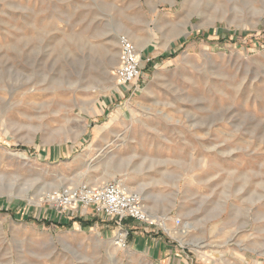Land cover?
<instances>
[{
  "label": "rangeland",
  "instance_id": "rangeland-1",
  "mask_svg": "<svg viewBox=\"0 0 264 264\" xmlns=\"http://www.w3.org/2000/svg\"><path fill=\"white\" fill-rule=\"evenodd\" d=\"M121 36L143 43L135 94ZM110 182L155 217L122 221L126 248L97 204L44 202ZM150 235L264 264V0H0V264H165Z\"/></svg>",
  "mask_w": 264,
  "mask_h": 264
},
{
  "label": "built area",
  "instance_id": "built-area-1",
  "mask_svg": "<svg viewBox=\"0 0 264 264\" xmlns=\"http://www.w3.org/2000/svg\"><path fill=\"white\" fill-rule=\"evenodd\" d=\"M119 66L115 69V78L120 86H133L136 84L135 94L139 86L141 77L139 55L132 54L133 46L125 36L119 38ZM44 202L52 204L59 213H66L74 207L80 205L97 204L96 214H104L108 218H117L118 235L116 237L118 245L123 248L127 246L129 232L121 226L124 219H132L139 223L150 224V217L145 211L144 202L140 195L129 192L118 182H110L103 186L91 187L82 186L78 189L62 190L60 193L49 194ZM152 225V224H150Z\"/></svg>",
  "mask_w": 264,
  "mask_h": 264
},
{
  "label": "crops",
  "instance_id": "crops-1",
  "mask_svg": "<svg viewBox=\"0 0 264 264\" xmlns=\"http://www.w3.org/2000/svg\"><path fill=\"white\" fill-rule=\"evenodd\" d=\"M126 221H128L126 223L130 222V220H126ZM126 230L129 232V235L130 232L132 234H136L134 233V230H132L131 228L129 229L127 227ZM160 240L161 238L154 239L153 236L151 235L148 236V238L146 239L145 246H149L150 253H152L153 256H161L165 258L166 259L165 264H188L187 259H181L180 255L176 254L177 252H175L174 249H168L166 243H163L162 240L161 241ZM164 249L166 250L164 251Z\"/></svg>",
  "mask_w": 264,
  "mask_h": 264
},
{
  "label": "bare ground",
  "instance_id": "bare-ground-1",
  "mask_svg": "<svg viewBox=\"0 0 264 264\" xmlns=\"http://www.w3.org/2000/svg\"><path fill=\"white\" fill-rule=\"evenodd\" d=\"M127 38V37H126ZM128 39V38H127ZM131 39V38H130ZM128 41L131 43V45L133 46V52H132V54H134V55H138V53L137 52H139L138 51V47L139 48H142L143 46V43H142V41H138V44H133L131 41H133V40H129L128 39ZM113 50V49H112ZM112 50H111V48H108V50H107V53H106V55H107V57H108V60H109V64H113L114 63V54L112 53ZM114 177V173H112V172H110V171H108L106 174H105V178H108V179H110V178H113ZM111 181V180H110ZM119 183V182H118ZM86 186V185H85ZM124 187H126V189L128 190V191H131V189L129 190V188L127 187V186H125V185H123ZM80 187H82V186H80ZM79 188V187H78ZM78 188H76V189H78ZM71 188H68V189H65V190H70ZM75 190V189H74ZM58 193V192H57ZM132 193V192H131ZM145 211H147L146 209H145ZM148 212V211H147ZM146 212V213H147ZM148 214H149V212H148ZM148 214H147V216H148ZM148 217H150V220H153V219H155V217H153L152 215H150L149 214V216ZM166 221H168L167 220V218H165L164 217V220L162 221V223L166 226V224H165V222ZM120 247H122L121 245H119Z\"/></svg>",
  "mask_w": 264,
  "mask_h": 264
}]
</instances>
